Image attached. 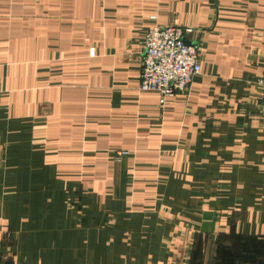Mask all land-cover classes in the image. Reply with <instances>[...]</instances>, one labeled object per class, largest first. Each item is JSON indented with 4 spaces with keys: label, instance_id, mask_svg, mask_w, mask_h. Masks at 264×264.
<instances>
[{
    "label": "crops",
    "instance_id": "1",
    "mask_svg": "<svg viewBox=\"0 0 264 264\" xmlns=\"http://www.w3.org/2000/svg\"><path fill=\"white\" fill-rule=\"evenodd\" d=\"M153 26L199 46L163 107ZM0 264H264V0H0Z\"/></svg>",
    "mask_w": 264,
    "mask_h": 264
},
{
    "label": "built area",
    "instance_id": "2",
    "mask_svg": "<svg viewBox=\"0 0 264 264\" xmlns=\"http://www.w3.org/2000/svg\"><path fill=\"white\" fill-rule=\"evenodd\" d=\"M191 32L178 26H153L145 34L138 89L156 94L160 107L186 92L192 79L201 73L198 44L184 41V34ZM93 56L91 49L89 57ZM128 155L125 150L115 152L116 159Z\"/></svg>",
    "mask_w": 264,
    "mask_h": 264
}]
</instances>
